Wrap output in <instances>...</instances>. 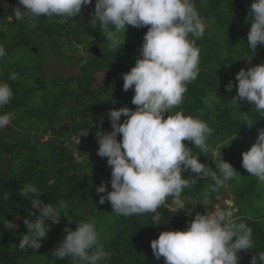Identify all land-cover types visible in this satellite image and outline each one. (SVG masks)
<instances>
[{
    "label": "trees",
    "instance_id": "trees-1",
    "mask_svg": "<svg viewBox=\"0 0 264 264\" xmlns=\"http://www.w3.org/2000/svg\"><path fill=\"white\" fill-rule=\"evenodd\" d=\"M194 2L206 21L204 36L196 41L200 50V72L197 80L187 85L184 102L175 110L198 117L214 129L208 140L210 150L207 155L185 141L192 147L193 154L199 155L200 161L213 169L223 157L240 175V179L235 177L229 183L234 186L231 193L235 194V202L246 200L242 205L248 204L241 205V216L235 219L245 222L253 230L254 248L239 254V264H250L251 257L264 250V216H259L264 215V210L256 208L258 199L264 195V186H257L258 179L243 168L242 153L256 142L259 131L264 129V118L250 102L234 101L237 88L229 91L226 86L229 82L238 84L235 77L242 68L264 63V45H258L254 52L247 44L252 0ZM16 6L18 0H0V44L1 39L8 36L3 25L15 29L14 32L10 30L8 36L13 45L7 43V56L0 59V82L8 83L14 92L11 102L0 108V113H14L11 123L0 130V264H37L33 261L36 255L46 257L42 264H71L70 258L53 256V250L66 235V226L75 230L79 220L88 218L95 219L101 242L111 253V259L104 264H160L164 258H155L151 241L161 232L151 217L144 214L116 215L109 202L99 203L100 195L104 194L96 192L102 182H107L108 191L112 190L107 158L97 155L96 132L101 127V120L103 130H112L107 116L109 110L137 107L131 103L134 91L123 90L122 74L135 65L148 26L139 29L129 26L127 30H133L137 38L125 39L121 49L110 50L99 25L94 28L86 16L94 13L95 0L77 17L69 18L67 23H59V17H40L34 28L26 22L10 19ZM19 6L24 9L23 5ZM47 42L50 45L53 42L55 51L68 63L78 58L80 47L97 45L100 55L86 52L79 58L84 62L75 75L56 76L49 80L42 51ZM23 46L30 51L25 58L27 62L22 59L23 55L21 60L15 55ZM104 68L108 71L102 83L97 84V75ZM13 72L18 74L16 80L9 79ZM244 112H247V121L243 120ZM125 118L122 116L121 122ZM14 128L19 129L18 136L11 134ZM87 128L88 134L82 135L79 141L78 133ZM183 175L188 179L194 176L190 170ZM24 183L34 184L46 203L67 202L72 215L71 223L67 217H62L58 224L48 222L50 230L38 250L18 247L27 232L24 219L32 211L31 201L19 191ZM207 183L213 182L201 177L182 193L183 200L189 197L199 199L193 206L201 214L207 212L200 205L208 197ZM225 188L226 185L214 191L212 199L227 193ZM5 192L9 193L8 200L3 199ZM167 200L173 205L172 197ZM161 210L158 226L162 232L185 229L193 220L171 207L163 206ZM4 219L13 221L18 227L5 229Z\"/></svg>",
    "mask_w": 264,
    "mask_h": 264
},
{
    "label": "clouds",
    "instance_id": "clouds-1",
    "mask_svg": "<svg viewBox=\"0 0 264 264\" xmlns=\"http://www.w3.org/2000/svg\"><path fill=\"white\" fill-rule=\"evenodd\" d=\"M92 3L93 0H18L10 19L26 22L32 28L36 27L40 17H59L58 22L63 24ZM19 5L24 9L21 10ZM249 17L251 27L247 44L256 52L258 45H264V0H252ZM91 22L94 28L99 25L110 50L123 47L126 35L121 33L126 34L129 26L137 29L148 26L135 65L122 74L123 90L134 91L131 103L137 107L109 110L107 116L112 130H103L101 120V127L96 132L97 155L107 158L112 189L108 191L107 182L96 187L97 194H104L100 195L99 203L109 202L116 215L151 217L161 232L151 241V249L157 260L164 258V264H239V254L252 250L254 241L252 228L235 219L241 216V205L235 202V195L233 203L225 201L224 207H216L205 214L199 213L193 203L182 199L183 191L201 177L210 178L213 183L209 187L216 191L238 173L223 157L219 162L215 161V169L201 162L199 155H194L192 147L185 141L207 155L210 150L208 140L214 129L198 117L175 110L184 102L187 85L197 80L200 72V50L196 41L204 36L206 21L194 0H95ZM92 46L80 47L78 53L90 52L88 49ZM6 56V48L0 44V59ZM17 78L15 72L9 77L11 80ZM235 80L238 84L229 82L226 86L229 91L237 88L233 100L250 102L264 118V63L242 68ZM13 96L11 86L0 82V108L8 105ZM244 113L243 120L247 121V112ZM122 116L126 117L123 122ZM13 119L12 112L0 113V130ZM87 134L88 128L80 130L79 141ZM118 136L122 138L118 139ZM242 166L250 176L264 184V129L259 131L251 148L242 153ZM189 170L194 174L192 179L183 175ZM19 191L31 201L32 211L24 219L27 232L18 247L38 250L42 240L47 238L51 227L49 221L58 224L62 217H67L71 223L69 204L63 200L56 204L44 202L41 191L32 183H24ZM168 197H172L173 205L168 202ZM3 199H9L8 192L4 193ZM163 206L193 220L185 229L162 232L158 224ZM155 213H159L157 220ZM3 226L10 230L18 227L8 219L3 220ZM64 231L66 235L53 250V256L70 258L71 264H104L111 259V253L101 242L95 219L79 220L75 230L66 226ZM258 261L264 264V250L253 255L250 264H258Z\"/></svg>",
    "mask_w": 264,
    "mask_h": 264
},
{
    "label": "rangeland",
    "instance_id": "rangeland-1",
    "mask_svg": "<svg viewBox=\"0 0 264 264\" xmlns=\"http://www.w3.org/2000/svg\"><path fill=\"white\" fill-rule=\"evenodd\" d=\"M24 7V6H23ZM87 18L89 20L92 19V14L91 13H87L86 14ZM5 27V31L7 33V35L9 36L10 34V30L14 32L15 29L14 27L12 26H9L8 24H4L3 25ZM9 27V28H8ZM122 36L126 35L125 36V39L126 40H133L135 38H137V35L133 32V30H127L126 31V34L125 33H121ZM8 36L5 37V39H1V43L4 45V46H7L8 44L7 43H10V45H13V43L11 42L12 40L9 41V38ZM54 43L52 42V44L50 45L48 42L46 45H44L43 47V53H44V58H45V68L48 72V78L49 80L53 79L54 77L56 76H62V77H69V76H73L77 73V71L79 70V67L81 66V64H83V62L80 61V56H84L86 55V52L85 53H79L78 55V58H75L73 59L71 62H65L64 59H62V57L55 51V47L52 46ZM8 47V46H7ZM30 53L29 49L26 48L25 46L23 47H20L17 51H16V56H18V58L21 60V56L23 55V60L25 62H27L25 60L26 56H28V54ZM70 53H72V51H70ZM87 59H88V56H87ZM107 69L104 68L103 71L99 72L98 73V82L97 84H101L102 83V79L103 77L105 76V74L107 73ZM167 117V113L165 114V118ZM65 126V125H64ZM11 134L13 136H18L19 135V129L18 128H14L12 131H11ZM76 141V140H75ZM70 145V144H69ZM76 154H78V151L76 150L75 151ZM81 158L79 157L78 160H80ZM8 166V164H6V167ZM237 178L240 179V175L237 174ZM211 185L210 184H206L205 188L206 190L208 191V197H206L205 199H203L201 201L202 204V209L205 211V210H211V209H214L216 207H224V202L225 201H231L233 203V195H235L234 193H231L233 192L232 189L234 186H231L229 181L227 182L226 181V190H227V193H223L222 195L218 196L217 199H212V194L214 193V191L211 190V188L209 187ZM258 185H262L261 182L258 181ZM264 186V184H263ZM219 191V189H218ZM230 191V192H229ZM189 202H192L194 204H197L198 200L197 199H194L192 197H189L187 199ZM246 201V200H238V204L239 205H242V203ZM258 205L257 208H259L260 210H264V195L262 198L258 199L257 201ZM248 204L244 203L242 205V207L244 206H247ZM194 208H197V207H194ZM234 214H235V210H234ZM46 260V257L42 256V255H36L34 258H33V261H35V263L37 264H42L44 261ZM57 260H54L53 262L56 263ZM52 262V263H53ZM64 264H67V263H64ZM160 264H164V259L163 261L160 263Z\"/></svg>",
    "mask_w": 264,
    "mask_h": 264
},
{
    "label": "water",
    "instance_id": "water-1",
    "mask_svg": "<svg viewBox=\"0 0 264 264\" xmlns=\"http://www.w3.org/2000/svg\"><path fill=\"white\" fill-rule=\"evenodd\" d=\"M78 50L81 51V49ZM88 51L95 55H100V48L97 45L92 46L90 49H88Z\"/></svg>",
    "mask_w": 264,
    "mask_h": 264
},
{
    "label": "built area",
    "instance_id": "built-area-1",
    "mask_svg": "<svg viewBox=\"0 0 264 264\" xmlns=\"http://www.w3.org/2000/svg\"><path fill=\"white\" fill-rule=\"evenodd\" d=\"M195 217V216H194ZM159 218V213H155L154 219L157 220Z\"/></svg>",
    "mask_w": 264,
    "mask_h": 264
},
{
    "label": "crops",
    "instance_id": "crops-1",
    "mask_svg": "<svg viewBox=\"0 0 264 264\" xmlns=\"http://www.w3.org/2000/svg\"><path fill=\"white\" fill-rule=\"evenodd\" d=\"M256 208H257V207H256ZM262 214H263V213H262ZM262 214H261V215H259V216H264V215H262Z\"/></svg>",
    "mask_w": 264,
    "mask_h": 264
}]
</instances>
